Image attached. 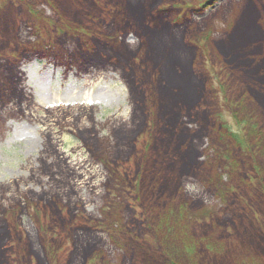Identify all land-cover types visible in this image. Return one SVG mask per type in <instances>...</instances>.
I'll return each mask as SVG.
<instances>
[{"label": "rangeland", "instance_id": "374dc122", "mask_svg": "<svg viewBox=\"0 0 264 264\" xmlns=\"http://www.w3.org/2000/svg\"><path fill=\"white\" fill-rule=\"evenodd\" d=\"M0 264H264V0H0Z\"/></svg>", "mask_w": 264, "mask_h": 264}, {"label": "trees", "instance_id": "16d2710c", "mask_svg": "<svg viewBox=\"0 0 264 264\" xmlns=\"http://www.w3.org/2000/svg\"><path fill=\"white\" fill-rule=\"evenodd\" d=\"M159 12H161L162 14H164L165 12H168V10L167 9H161ZM188 86V85H187ZM189 91H191L192 92V94H191V96H189V98L190 97H192L193 95H194V93H195V88H194V86L193 85H189ZM192 99H194V98H192ZM189 101V104H186L187 106H192V104L194 103H190V100H188ZM191 112H196L198 109H199V107H197V106H192L191 108ZM173 116H174V118L175 119H177V121L175 122V123H171V125H173L174 126V130L175 131H177V130H181V129H185L186 128V125H187V123H186V120H185V116L184 115H174L173 114ZM147 126H148V123H147ZM149 127V126H148ZM170 137L171 138H173L174 136L173 135H170ZM190 140H192V138H191V136H189L188 137ZM190 140H188L187 142H189ZM174 141H177V139L174 137ZM182 146V145H181ZM133 147H134V145H133ZM168 149L170 150V148H169V146H168ZM149 151H150V153H151V150L149 149ZM171 151V150H170ZM133 152H134V150H133ZM169 154V153H168ZM152 156V155H151ZM159 155H157V157H158ZM146 158H147V156H146ZM145 158V159H146ZM149 159H152V157H149ZM193 160H195V161H197L198 160V157H195V158H193ZM146 162H147V159H146ZM107 163V162H106ZM155 163H156V161H155ZM109 167V166H108ZM144 168H145V170L146 171H148V169H146L147 168V166H146V164H145V166H144ZM160 168H158V166H156V164H154V167H153V170H151V172L152 173H157L158 172V170H159ZM127 182H129L128 180H127Z\"/></svg>", "mask_w": 264, "mask_h": 264}, {"label": "bare ground", "instance_id": "6f19581e", "mask_svg": "<svg viewBox=\"0 0 264 264\" xmlns=\"http://www.w3.org/2000/svg\"><path fill=\"white\" fill-rule=\"evenodd\" d=\"M80 98H85L89 101H92V97H90V94H73V96H69L67 98H64L62 96H52L51 98L46 97V100L50 101L52 104H57V103H63V102H68L70 99H80ZM23 110V109H22ZM24 112V111H23Z\"/></svg>", "mask_w": 264, "mask_h": 264}, {"label": "flooded vegetation", "instance_id": "af4514ba", "mask_svg": "<svg viewBox=\"0 0 264 264\" xmlns=\"http://www.w3.org/2000/svg\"><path fill=\"white\" fill-rule=\"evenodd\" d=\"M109 160H110V159H109ZM107 164H109V163H107ZM31 193L34 194L33 192H31ZM54 198H55V196H54ZM55 199L59 200L58 197L55 198ZM51 200L54 202V199H53V198H51ZM59 201H60V200H59ZM61 201H62V204H63L64 206H66L62 198H61ZM61 201H60V202H61ZM56 205H57V204H56ZM64 206H63V207H64ZM57 207H58L57 210L63 215V209H64V208H63L62 206H60V208H59V206H57Z\"/></svg>", "mask_w": 264, "mask_h": 264}]
</instances>
